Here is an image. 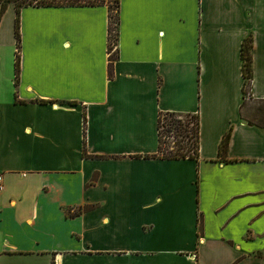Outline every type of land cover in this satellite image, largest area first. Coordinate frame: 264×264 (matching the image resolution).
Masks as SVG:
<instances>
[{"label":"crops","instance_id":"obj_1","mask_svg":"<svg viewBox=\"0 0 264 264\" xmlns=\"http://www.w3.org/2000/svg\"><path fill=\"white\" fill-rule=\"evenodd\" d=\"M14 18L0 264H264V0H119L112 77L107 7L22 8L17 86ZM165 113L197 115L196 159L151 157Z\"/></svg>","mask_w":264,"mask_h":264},{"label":"trees","instance_id":"obj_2","mask_svg":"<svg viewBox=\"0 0 264 264\" xmlns=\"http://www.w3.org/2000/svg\"><path fill=\"white\" fill-rule=\"evenodd\" d=\"M116 5V25L112 26L111 17L108 10V77H112V65L116 61V41H117V25H118V11H119V0H114ZM9 5L13 6L14 9V37L16 39L15 45V62H14V84L18 85V75H19V61H20V34H19V14L22 8L26 7H54V6H70V7H100L105 6V0H0V18L6 12ZM251 38L246 40L241 49V58H242V75L244 78V86L243 91H245L246 87H250V80L252 78L251 71ZM245 95V92H244ZM46 103V102H42ZM164 117H170L172 125L175 127L174 130H178L179 134H183L185 130L181 128V122L178 120L177 114L165 113L162 114ZM160 115V116H162ZM157 121V138H158V146H157V154L151 156L152 158H160L164 160H182V159H196L197 158V138H198V119L197 115H192L195 121L194 124V144H193V154L190 155L191 150L186 149L185 147L177 148L176 151L171 150H163L161 143V134L159 130V118ZM229 141V133H227L221 141L219 147V155L221 158H224L226 155L227 147ZM83 157H86L85 150L83 147ZM148 158V156H146Z\"/></svg>","mask_w":264,"mask_h":264},{"label":"rangeland","instance_id":"obj_3","mask_svg":"<svg viewBox=\"0 0 264 264\" xmlns=\"http://www.w3.org/2000/svg\"><path fill=\"white\" fill-rule=\"evenodd\" d=\"M106 7L109 10L111 17L112 26L116 25V5L114 0H105ZM12 14L10 10L6 17H9ZM245 96H247L249 89L245 88ZM258 117V112L256 113ZM178 120L181 122V128L185 130L183 134H179L178 130H174V126L170 122V117H164L163 115L159 118V130L161 134V143L163 150L176 151V147H185L186 149L191 150L190 155L193 154V144H194V118L192 115H179ZM176 146V147H175ZM180 146V147H179Z\"/></svg>","mask_w":264,"mask_h":264},{"label":"built area","instance_id":"obj_4","mask_svg":"<svg viewBox=\"0 0 264 264\" xmlns=\"http://www.w3.org/2000/svg\"><path fill=\"white\" fill-rule=\"evenodd\" d=\"M3 188V178L2 175H0V192L2 191Z\"/></svg>","mask_w":264,"mask_h":264}]
</instances>
